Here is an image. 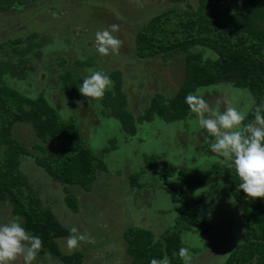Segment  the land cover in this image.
<instances>
[{"label":"rangeland","instance_id":"rangeland-1","mask_svg":"<svg viewBox=\"0 0 264 264\" xmlns=\"http://www.w3.org/2000/svg\"><path fill=\"white\" fill-rule=\"evenodd\" d=\"M187 1L192 6L197 4L196 0ZM175 4L180 9L185 7V2ZM171 5L168 0H19L0 11V64L10 61L18 66L19 72H4L0 77V85L14 88L26 97L41 95L56 110L59 120L71 119L70 122L76 125L88 148L104 162V168L95 170V178L89 190L74 184L66 185L76 206V211L71 212L64 201V184L47 176L34 159L36 156L49 158L58 139L47 138L40 142L28 123L16 122L12 125V138L26 151V154L18 158L21 173L32 192L40 199L41 205L50 209L68 232L55 239L57 249L64 255L80 252L79 264L129 263L130 257L125 252L122 239V232L132 226L133 212L128 207L131 200L137 204V201L147 202L148 199L147 195L131 190L128 176L136 180L138 174L145 169V166L138 165L145 160L157 164L162 162L150 155L153 152L166 150L165 160L168 163L180 165L181 169L197 176L193 171L195 169L206 171L213 166L220 170L216 162L205 159V150L197 147V134L204 138L203 134L208 136V133L196 125V117L167 121L152 114L148 120L135 126V135L129 136L122 130L124 125L121 128L119 119L114 116L123 106L135 117L147 108L154 93L167 99L179 87L184 75L182 52L140 58L135 54L134 48L135 32L151 17ZM113 24L119 25V30L112 32V35L121 40L122 45L118 52L110 50L109 55L102 56L97 51L95 34ZM29 36L31 37L27 41ZM16 38H20V41L12 44L11 40ZM27 42L32 47L19 60L20 54L13 48L21 49ZM190 50H199V47ZM201 53L204 57H212L209 50L201 49ZM89 68L104 72L112 81L113 72L117 71L118 88L114 90L113 83L99 101L88 102V98L79 91L77 97L70 98L67 91L71 90V83L78 88L83 77L89 74ZM197 89L204 94L211 106L214 105L221 111L228 101L240 111L250 110L253 104L248 90L236 88L230 83H217ZM89 118L93 121H86ZM139 132L141 137H138ZM135 142L145 143L138 146ZM203 146L207 148L204 142ZM102 149H107V152L102 153ZM169 149H176L178 155H172ZM195 155H199L200 159L193 161ZM158 177L162 179L158 185L166 189L168 195L161 194L155 205L152 202L149 204L145 213L148 212V219L151 224L154 223V227L165 226L158 228L163 232L173 224L170 212H176V218L179 216L178 209L171 202L178 208L180 203L172 198L173 190L177 189H173L162 174ZM146 179L153 180L151 175ZM161 210L165 215L161 222H157L154 219L159 220L158 211L162 212ZM13 218L21 224L20 218L11 213L9 203L0 200V224ZM227 222L218 219L210 223L211 229L217 230L224 241H216L213 246L207 244L202 251L191 249L195 255L188 254L187 264L215 262L220 253L231 245V240L225 241L226 238H232ZM73 227L78 229L77 235L86 233L93 238V242L82 241L77 249L69 252L65 241L72 234ZM199 227L204 231L206 221ZM196 231L188 236V247L192 244L200 247V234ZM193 256L196 257L195 260L192 259ZM13 264H23L22 258L18 257ZM32 264L65 263L45 253L37 255Z\"/></svg>","mask_w":264,"mask_h":264},{"label":"trees","instance_id":"trees-1","mask_svg":"<svg viewBox=\"0 0 264 264\" xmlns=\"http://www.w3.org/2000/svg\"><path fill=\"white\" fill-rule=\"evenodd\" d=\"M17 1L0 0V11ZM168 1L172 4L170 7L151 17L135 32V54L142 58L182 52L183 79L170 98L154 93L149 105L136 120H148L152 114L167 121L183 118L189 110L185 96L199 87L217 83H230L249 91L253 104L247 111L245 124L254 120L256 106H260L264 114V0H196L197 4L193 6L187 0ZM177 2H185V7L178 8ZM19 41L20 38H16L11 43ZM196 46L199 50H190ZM31 47L27 42L21 49L13 50L20 54L21 60V55ZM201 49L209 50L212 57H204ZM17 70L18 66L14 63L1 62L0 77L7 71L19 73ZM113 74L115 90L119 78L117 71ZM71 87L67 95L75 98L79 90L72 83ZM114 116L119 119L121 128L124 125L122 130L125 133L132 135L135 132L134 119L123 106ZM70 120H59L56 110L41 95L26 97L14 88L0 85V200L9 203L11 213L20 218L21 225L31 235L42 239L43 247L38 255L48 253L65 264H79L80 252L64 255L58 251L55 239L68 232L30 189L19 169L18 158L26 154L25 148L11 136L12 125L25 122L40 142L47 138L58 139L49 158L36 156L34 159L47 176L64 184L65 204L76 211L74 197L67 192L66 185L74 184L89 190L95 170L104 168V164L88 148ZM207 135L203 134V141L207 151L212 153L208 145L212 137ZM147 162L145 160L148 166L154 164V161ZM172 171L167 168L164 176ZM218 176L219 171L213 166L201 176L185 169L178 170L177 191L173 190L172 194V198L182 205L178 218L155 239L149 231L139 227L131 226L124 230L122 239L125 252L130 257L128 264H150L152 258H167L168 264H181L180 230L190 226L201 228L199 225L202 224L191 193L197 187L217 180ZM222 182L228 184L231 196L239 204L245 224L240 243L221 264H264V198H247L239 189L241 181L232 168H223ZM129 185H136L133 177Z\"/></svg>","mask_w":264,"mask_h":264},{"label":"clouds","instance_id":"clouds-1","mask_svg":"<svg viewBox=\"0 0 264 264\" xmlns=\"http://www.w3.org/2000/svg\"><path fill=\"white\" fill-rule=\"evenodd\" d=\"M118 30L119 25L113 24L96 32L99 54L107 56L110 50L119 51L122 41L112 35ZM88 73L78 87L79 92L88 98V102L102 100L113 81L102 71L89 68ZM185 103L196 117V125L213 138L209 147L215 154L214 162L235 170L241 181L239 189L247 198H264V114L261 107L254 108V120L245 124L247 111H240L231 101L226 102L221 111L211 106L199 89L189 92ZM231 202L234 203L232 199ZM77 232L78 229L73 227L72 234L66 238L69 252L77 249L82 241L93 242L86 233L77 235ZM42 247V239L31 235L15 218L0 224V264H13L18 257L22 258L23 264H32ZM179 256L187 261L188 250L180 248ZM150 264H168V260L152 258Z\"/></svg>","mask_w":264,"mask_h":264},{"label":"crops","instance_id":"crops-1","mask_svg":"<svg viewBox=\"0 0 264 264\" xmlns=\"http://www.w3.org/2000/svg\"><path fill=\"white\" fill-rule=\"evenodd\" d=\"M199 88H201V87H199ZM263 97H264V95H263ZM263 106H264V104H263ZM213 107H215V106L213 105ZM71 111H73V110H71ZM71 113H73V112H71ZM140 114H142V112H140L138 115H140ZM137 116H135V117L132 116L134 119V126H137V124L141 123L142 121H146V120H142V121L138 122L136 120ZM191 117L193 118L195 116L190 112V110H188L186 115L183 118L188 120ZM91 118H94V116L91 115ZM183 118H180V119H183ZM89 120H90V118L86 121H89ZM174 120H179V119H174ZM91 121H93V120H90L89 122H91ZM135 133H136V129L132 135H135ZM125 134L129 135L127 133H125ZM132 135H129V136H132ZM141 135L142 134L139 132L138 137H141ZM197 137L199 140L197 147H201L202 150H205V152H204L205 153L204 157H206L205 159H207V161H209V160L215 161V154L208 152L206 150V148L203 146L204 141H203L202 136L201 135L198 136V134H197ZM135 143L138 146H140L145 142H135ZM106 150L107 149H102V153L107 152ZM165 152H166V150H163V151L155 152L156 154L154 152L152 154H150L153 157L161 159L162 162H160L159 164L154 162V164H151L148 166V165H146L145 162L139 163L138 166L139 167L145 166V169L143 170L144 171L143 173L138 174V176L135 180L136 181L135 186H138V188H135V186H130L131 190H133L134 193L147 195V199H148L147 202L142 201L141 203H138V201H137L138 205L135 204L132 200L130 201V207H128V208L130 211L133 212V215H131V225L135 226V227H139L143 230L149 231L152 234L154 239L159 238V236L161 235V233H162L160 231L161 229L158 230V228H160L162 225L159 226L158 228L154 227V225H153L154 223L151 224V222L149 221L148 212L146 214L145 209H147V207L149 206V204L151 202L154 203V205H155L157 199L158 200L160 199L161 194L168 195V192H166L167 190L164 189L162 186L158 185V184H160V181H162V179L159 178L158 176L160 174H162V177H163L167 168L173 169L172 172H174V173H170L167 175L165 174L164 179H165V181H167L169 183L170 186L173 187V189H177L176 172L182 168L180 165H172L171 163H168L165 160V157H166ZM169 152L172 155H178L176 149L175 150L169 149ZM199 159H200V156L195 155V158L192 160L197 161ZM216 164H218V166H220L218 179L215 181H210L209 183H207L201 187H197L191 193L192 199H194L196 201L195 207H196L197 217L202 223H204L206 221V229L203 231L202 228L199 229L197 227L190 226V227H188V229H181L178 235H179L180 245H181L180 248H185L188 250V254L192 253L193 255H195L194 254L195 252H193V251L196 249L197 250L200 249L202 251L204 249V247H207V244H208V246L209 245L213 246V245H215L216 241L218 243H222L224 241L223 238L221 239L222 236H220V234L217 230L211 229L210 223L213 220L215 221L218 219H223L226 222L228 221L227 224L230 225L229 230L231 232L232 238H226L225 241L229 242L231 240V242H230L231 245L227 246L225 251L223 250V253L222 254L220 253V255L215 259V262L212 263V264H221L225 260V258L227 257L228 253L234 248V246L236 244L240 243V241H241L240 234L244 229L245 220L241 216V209H240L239 204L236 201H234L233 197L230 194L228 184L222 182V170L224 167L217 162H216ZM193 171H195V173L198 174V176H201L202 174H204L203 172H205V169H195ZM150 175L153 178L152 181L146 179L147 176H150ZM130 178L131 177L128 176V180H130ZM221 185H223V186H221ZM230 198L234 201V203L231 202ZM171 204H172V206L174 205V207H176V209H178L177 213L178 212L180 213V211L182 209V205L180 204V207L178 208L177 206H175L174 203L171 202ZM236 204H238V205H236ZM67 209H69V211H71V212H75V211H72L68 207H67ZM161 211L162 212L158 211V214L160 213L159 220L154 219L157 222H161V219L164 218L165 212H163V210H161ZM170 213H171V219L170 220H173L172 222H174L175 218L177 217L176 212H174V213L170 212ZM173 217H175V218L173 219ZM55 218H56V216H55ZM56 219H58V218H56ZM163 221H166V220L164 219ZM172 222H171V224H172ZM163 227H165V226H162L161 228H163ZM194 230H197L196 233L200 234V237H199L201 240V242H199L200 247H194L193 244L191 247H188V244L190 243L188 241V236L191 234H194L193 233ZM235 232H236V234H235ZM191 249L192 250L194 249V250L192 251ZM210 254H212L211 251H210ZM189 255H191V254H189ZM192 259L195 260L196 257L193 256ZM181 264H187V261H185L184 259H181Z\"/></svg>","mask_w":264,"mask_h":264}]
</instances>
